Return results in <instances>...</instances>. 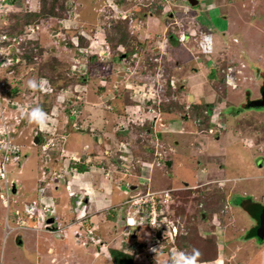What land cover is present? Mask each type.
I'll return each mask as SVG.
<instances>
[{
	"label": "rangeland",
	"instance_id": "obj_1",
	"mask_svg": "<svg viewBox=\"0 0 264 264\" xmlns=\"http://www.w3.org/2000/svg\"><path fill=\"white\" fill-rule=\"evenodd\" d=\"M4 1L8 2L7 5ZM158 1L55 0L54 4L53 0H45L44 11L51 15H45L38 22L39 29L33 30L30 35L25 30L24 36L11 38V43L0 46V126L7 128L11 145L15 146L16 154L10 158L7 177L15 183L17 189L15 194L10 190L8 203L0 197V264H36L37 259L30 257L33 252H38L37 255L41 256V264H47L46 258L49 259L50 255L46 254L47 247L59 241H62V245L70 246L68 257L74 256L70 250L79 252L78 258L71 264H113L109 258V248L132 253L138 245H143L144 250L135 255V264H166L169 254L178 250L176 238L187 235V226L197 224L203 227L199 235L204 238L210 236V229L213 228L219 239L220 254L224 246L221 239L229 236L230 240L235 237L230 242L237 239L243 244L249 243L256 249H262L258 256H253L251 252L248 254L252 258L251 264H264V242L247 233L248 214L240 209L241 202L248 200L264 206V109L241 108V104H245L249 98L259 96L260 87L258 90L257 87L264 76V0H198L197 5H190L189 0ZM13 2L0 0V26L14 23V14L36 11L42 6V0ZM112 2H117V5L111 4ZM149 5L152 6L150 9ZM132 8H136L134 17L139 16L142 24L128 28L126 23H118L122 20L114 19L107 28L105 16L109 10L119 12ZM117 23L121 33L126 32L125 30L128 32L124 36V48H130L131 51L133 46V51L126 57L124 54L119 55L123 48L118 49L119 45L111 44L107 39V36L116 37L114 26ZM207 23L211 28H206ZM186 27L188 38L185 42L169 43L167 36L176 38L177 34L186 31ZM200 27L206 28L205 34H210L218 47L211 54H204L201 50L202 37L198 33ZM190 31H194L193 34ZM0 33L3 34L1 31ZM194 35L196 42L192 40ZM163 36L166 40L162 41L159 50L162 48L165 52L161 61L166 84L163 93H160L155 82L157 65L152 61L149 66L148 58L157 57L156 51L152 49L155 46L153 43L155 41L158 44V38ZM76 43H81V47ZM23 44L26 53L33 56V62L27 63L23 57H17V66L10 67L12 57L23 50ZM36 46L40 47L39 52L36 51ZM104 51H108L107 58L102 56ZM225 53L231 56L230 60L220 70H214L217 83L212 86V81L206 78L213 71L215 62L224 61ZM109 64H112V69ZM231 64L238 66L241 72L239 80L237 79V90H229V87L226 90L223 86L221 69ZM177 65L179 70L175 71L183 80L173 78L177 89L172 92L168 79L170 80V75L175 76L172 70ZM195 68L197 71L193 70ZM255 69L261 72L254 74ZM102 75L106 76L105 86L97 89L100 85L96 84L103 82ZM29 80L40 83L41 89H30ZM180 84L188 85L187 91L194 96L195 103H210L204 107L206 113L202 114V121L191 117V104L190 110L186 109L190 100H187L188 93L182 90L184 86L181 88ZM151 91L152 94L149 93ZM157 94L161 97L156 98ZM62 96L67 99L61 101ZM233 105L236 107L234 111ZM35 106L42 107L48 114L47 131H41L36 124L29 123L24 118V111ZM162 114L165 118L170 114L175 115L176 119L172 124L176 126L173 127V133H163L160 139L157 132L161 128L159 122L163 119ZM106 115L109 120L112 119L110 135L98 128L102 123L99 119ZM153 115L159 116L155 120L151 119ZM89 118L91 120L87 121ZM196 119L200 120L198 125H195ZM72 122L84 132H78ZM196 126L202 127V130H198ZM146 129L151 130V135L147 134ZM96 133L100 135L102 143L105 142L102 146L96 139ZM74 137L85 140L88 151L96 149L98 160L106 163V171L109 170L108 163L102 158L106 155L105 148L111 155V158L107 157L109 163H114L116 155L121 152L125 154L126 149L131 150L132 157L128 160L134 164L130 170V175H133L129 176L128 172H124L126 180L123 177L122 184L125 187L122 188L128 190L131 179L137 183L134 173H138V190H128L125 198L120 187L115 185L119 182L115 176H112L111 189L112 202L124 200L123 205L116 208L125 212L121 218L128 222L121 226L116 219L111 227V221L101 219V224L97 227L103 231L101 238L107 243L97 249L98 243L85 234L88 227L77 228L78 231H83L80 234L81 241L87 244L84 247L82 244L75 246L74 227L71 228L67 220L61 221L64 228L61 231L47 233L40 230L45 218L35 215L32 222L23 221L21 228L8 232L4 215L9 207H14L12 198L18 203L27 204L32 199H38L39 203L54 211L58 210L56 207L59 206V201L46 193L45 187H50L48 178L57 177L58 173L64 174V182L69 181L65 164L54 166L57 163L52 160L59 157L60 149L65 148L66 143L70 144ZM2 138L0 136V142ZM156 141L163 147L156 144ZM127 142H130L129 146ZM62 143L65 145L61 146ZM252 143L253 148L249 149L247 146ZM74 145L76 150L84 154L83 142ZM99 147H102L101 152L98 151ZM69 155L72 156L71 153ZM167 158L171 161L170 167L162 162ZM50 159L52 164L46 165ZM73 160L75 163H70V167L81 163L75 157ZM157 161L162 166L161 171L155 164ZM86 165L95 166L92 161ZM100 165L102 163L98 167ZM155 171L163 173L162 179L160 174L158 178ZM219 176L230 180L219 185L213 179ZM146 182L150 186H142ZM207 185H213V188H205ZM191 188L201 193V199L192 193L185 201H180L184 191ZM147 192L157 193H154L153 199L151 196L139 199V196L146 195ZM218 192L225 194L222 206L217 213H209L204 209V200H210L211 205L214 204ZM1 193H4L3 188ZM229 197L231 199L227 202ZM136 198L139 201H135ZM227 203L228 208L225 207ZM131 204L133 211L128 208ZM82 205L85 209V204ZM180 205L184 206L183 214L175 210ZM139 206L145 210L141 215ZM151 208L154 209L153 215ZM184 211L188 216H184ZM10 216L8 213L7 217ZM152 216L153 224L150 223ZM11 223L13 221L10 220L8 224L12 227ZM32 224L38 225L39 229H29ZM219 228L225 232H218ZM99 233L98 230L96 234ZM61 236L64 239H60ZM54 251L55 254L59 253L57 249ZM230 251L231 249L221 258L225 264H237L239 259H231V254H228Z\"/></svg>",
	"mask_w": 264,
	"mask_h": 264
},
{
	"label": "crops",
	"instance_id": "obj_2",
	"mask_svg": "<svg viewBox=\"0 0 264 264\" xmlns=\"http://www.w3.org/2000/svg\"><path fill=\"white\" fill-rule=\"evenodd\" d=\"M207 27L208 28H211L210 25H208V23H207L206 28ZM206 28L204 29L203 27H200L199 30L207 33ZM202 29H204V30H202ZM193 32L194 31H190L191 34ZM205 33H204V35H205ZM204 35H202V36H204ZM172 37L173 36H171V38L169 37L167 39V40H169V43L175 42V43L179 44L177 42L176 38H174V37L172 38ZM173 39H175V40H173ZM158 40L159 41H157V42H158L159 45L158 44H155V41L153 43L155 45L152 48L154 51H159V47L162 46L161 43H162L163 40L164 41L166 40V37H164V36L163 37H160V38H158ZM193 45H194V43H193ZM214 45H215V48H218L215 43H214ZM224 57H225L226 60H230V57L231 56H229L228 53H225V56ZM193 63H194L193 65H195V62H193ZM215 63H218V62H215ZM109 65L111 67V68L110 67L109 68L112 69V64H109ZM231 65H229V66H231ZM232 67H233L234 70H239L240 71V68H238V66L232 65ZM244 67H245V65H244ZM178 68H179V65H177V67H174L173 68L174 70H172V72L175 74V76H173V78H175L177 81H182L183 79H181L177 75V73L175 71L176 69L179 70ZM193 70L194 71H197L196 68L193 69ZM233 72L236 73V71H233ZM214 73H215V71L213 70V71L209 72V74H210L209 76L206 75L207 76L206 79H208L209 81L210 80L212 81V86H213V83H217V77H216V75ZM125 76H128V75L125 74ZM105 77L106 76H103L102 77V79H103V82L102 83L100 82V84H96V85H100V86L97 87V89H101V86L102 85H103L102 87L105 86V81H104ZM115 84H117V83H114V85ZM182 86H184V85H181L180 87L182 88ZM187 87H188V85L184 86L182 88V90H184V91L186 90V93H188L187 94L188 95V100L192 101L194 104H197V103L194 102L195 101L194 100L195 99L194 96L187 91L188 90ZM225 89L227 90V87ZM137 93L138 92L136 91V94ZM227 93H228V91H227ZM217 95H219V94H217ZM164 114H162L163 119L160 120V122H159L162 129L160 128V131L157 132L158 133V138H160V139L162 138V134L163 133H170V134L173 133L174 132L173 127L176 126V124H175V126H173V124H172L173 123V120L176 119V117L174 118L175 115L173 116L172 114H170V116L168 118H165ZM168 114L169 113H167V115ZM157 116H159V115H157ZM157 116H154L153 115V117H151V119H155L156 120V117ZM160 117H161V115H160ZM102 118L99 119V121H101L102 123L100 122L101 123V126L98 127V128H99V130L106 131V132L109 133L110 132V126H111V123L110 122L112 121V119L109 120V118H108L107 115L106 116H102ZM90 120H91L90 118L87 119V121H90ZM156 122L157 121H155V126L157 124ZM73 123L74 122H72V124ZM146 130L148 131L147 134L148 135H151V133H150L151 130L150 129H146ZM77 131L78 132H84V130L82 128H79ZM96 134H97L96 139L98 138V141L100 143V146H102L105 142L102 143V139L100 138V135L98 133H96ZM113 134L115 135V133H113ZM109 135H110V133H109ZM119 137H122V136L119 135ZM80 141L83 142V148H84V154L85 155L83 153H80L78 150H76V148H74L75 147L74 143L77 144ZM250 142H252V141H250ZM85 143H86L85 140H80L79 137H74L70 144L66 143V147L65 148L62 147L60 149L59 152L61 154H59V157L58 158L56 157L52 161L55 162V163H57L54 166H57L60 163H64L65 164V167L68 170V173L67 174H68V177H69V181H67V182L66 181L65 182L63 181L62 177H63L64 174L58 173L59 176H57V177H55V176L52 177L51 176L52 178L51 177L48 178V181L50 183V187H45V192L51 194L53 196V198H55L57 200V202L59 201V206L57 205L58 208L56 207V209H58V210H55L54 211V214L57 216L56 219L58 218L57 220H59L60 223L63 220L64 221L67 220V222L69 224H71L70 225L71 228L74 227L73 228L74 229L73 230V235H74V239H75L74 240L75 246H77L78 244L79 245L82 244L81 235L80 234L83 231L82 230L78 231L77 228L88 227L85 234H87V231L89 230L88 231V234L90 235L89 232L92 231L90 236H91V238L94 241H96L98 243V245L96 246V249H97L98 246H100V245L103 246V245H106V243H107V241H104L101 238L102 235H103V231H101L99 229V227H97L98 225L101 224L100 222L103 219L104 220H107V221H111L112 222V226L111 227L114 226V222H115L116 219L119 220V223L121 225L125 223V220H123L121 218V216H123L125 212L123 213L121 210L119 211V210H117L118 208H116V206H121L122 205V202L124 200L123 201H120L118 203L112 202L113 201V198H112V192L113 191L111 190L112 189V176H115L116 179H119V182H117L118 184H115V185H117V187H120L119 190L121 189V193L123 195H125V198H126V195L128 194V192L130 190L131 191L132 190H138L137 187L139 186L138 185L139 184L138 183L139 182L138 180L140 178L139 177L140 174L134 173V174H136V177H137L138 180H137V183H134L132 179L130 180L131 184L128 186L129 187V189H128L129 191L126 188L123 189L122 187L123 186L125 187V185L122 184V183H124L123 182V179L125 178V180H126V177H125V173L124 172H128L129 176H132L133 175V174L130 175V173H131L130 170L132 169L133 165L130 163L131 160H128L129 157L130 158L132 157L131 150L130 149H126L128 151L125 150V152H126L125 154H122V152H121V154L116 155V158H115L114 163L113 162L112 163H109L108 162V158L109 157L111 158V155L109 154L110 153L109 150L107 148H105L104 154H106V155H104V157H102V158H104L105 162L108 163L107 168L109 170L106 171L104 169L106 163L102 162L103 160L102 161L98 160L99 159V156L97 155V153L95 151L96 149H90V150H92L91 152L88 151L89 147ZM126 144L129 146L130 142H127ZM156 144L160 145V143L157 142V141H156ZM63 145H65V144L62 143L61 146H63ZM160 146H162V145H160ZM247 147H249V149L250 148H253V143L251 145H248ZM101 148L102 147H99V149H98L99 152H101L100 151ZM69 153H71L72 156H70ZM74 157L77 158V159H79L78 161H81V163H83V164H81V163L80 164H75V166L70 167L72 165V164L70 165V163H75L74 160L72 161V159ZM167 159H168V162L165 163V165H167V166L170 167L171 166V164H170L171 161L169 160V158H167ZM167 159L166 160H162V161L163 162H166ZM52 161H51V159L50 160H47L46 165H50V163L52 164ZM88 161L89 162L90 161L94 162V165L95 166H93V165L87 166L86 164L89 163ZM100 163H102V165H100V167H98V165ZM156 165L159 168L158 170L161 171V168H162V166H160L161 164L158 163ZM54 166H52L51 168L54 169ZM45 168L47 170L46 173H48V170H49L48 169V166H46ZM58 172H59V170H58ZM156 173H158V178H159V174H160V179H162V174L163 173H161V172H156ZM213 179L214 180H217L219 182V185L223 184V182H226V181L230 180L229 178L224 177V176L223 177H220L219 176L218 178L214 177ZM185 184L186 183H184V185ZM142 186L148 187V186H150V184L147 183L146 185L144 184ZM64 188H66V190H64ZM16 191H17V189H16ZM230 199H231L230 197H229V199H226L227 202ZM34 200L35 199H32L31 202L34 201ZM37 200H35V201H37ZM11 201H12V204H13L14 207H12V208L9 207V209L6 210L5 215H4V218H5L6 215L8 216V213L11 214L10 217L12 218L13 217V213L16 210H18L22 214V215L20 214V218H22V220L25 221V223H27L28 221L29 222H32L31 221L32 219L29 218V217H27V215L23 212L24 207H25L24 204H27V203L26 202H24V203L23 202L18 203V201L16 199H13V198H12ZM248 203L249 202L247 201L245 204L247 206H250V204H248ZM82 204H85V209H84V207H83ZM241 205H244V204H242V202H241ZM241 205H240L241 211H243V213L247 215L248 213L242 208ZM226 206H227V208L229 207L228 203H227ZM250 208H251V206H250ZM248 215L246 216L247 219H248V225L246 227L247 230L251 227V224H254L253 220L250 217H248ZM23 221L21 222V224H19L20 225L19 228H21V225L24 223ZM61 226H62V224H61ZM28 228L31 229V230L32 229H37V230L39 229L38 228V225H36V224L35 225L32 224ZM62 228H63V226H62ZM62 228H60V230H57V231L58 232L61 231ZM113 229L115 230L116 227H114ZM246 229H243V230L239 229V230L245 231ZM40 230L41 231H45L47 233H51L50 230L47 231V229H45V228H40ZM98 230H99L100 233L97 235L96 232ZM217 230H218V232L219 231L225 232L221 228H219ZM252 232L251 233L249 232V233L252 234ZM106 233H107V230H106ZM88 234L86 236H88V238H89V235ZM233 235H234V233H232V236ZM61 238L64 239L63 236H61L60 239ZM234 238L233 239H230V240H229V236H227L225 239L222 238L221 239V242L224 244V246L222 248L223 252L221 254L218 253V257H217L216 260L208 261V262H203V263H200V264H225L223 258H221V257L225 256V254L227 252H229L230 249H231V251H230V253H228V254H231V255H229L230 258L231 259H233V258L236 259V257H237L239 259V261H237V264H238V262L240 264H251L252 263V260H250V259H252V258H249V254L248 253L251 252L253 256H255V255L258 256L263 251L262 249H256L252 244H249V243L248 244L247 243H244L243 244L240 241H238L237 239L234 242H230V241H233ZM80 241H81V243H80ZM61 242L62 241H59L58 243L50 244V246L47 247V253L46 254L47 255L50 254L49 255V259H48V257L46 258V262H48L47 264H53V263L55 264L56 262H58V264H69V263L71 264V263H74L76 261L75 259L78 258L77 254H79V252H77L75 250H70L71 254H73L74 256H71L70 255V257H68V251H69L68 248L70 246H68V245H66V246L65 245H62ZM229 242L232 244V247L229 245ZM218 243H219V241H218ZM131 246L134 247L133 244ZM218 246H219V244H218ZM56 249H57V252H59V253H56L55 254V251L54 250H56ZM251 249H255V250L252 251ZM108 250H109V253H110V248ZM95 252L97 254L98 253V250H96ZM37 253L38 252H33V254L30 255V257L37 259V263L36 264H41L40 263L41 256L39 254L37 255ZM239 257H241V259ZM109 258H111V256H109ZM77 264H81V263H77Z\"/></svg>",
	"mask_w": 264,
	"mask_h": 264
},
{
	"label": "trees",
	"instance_id": "obj_3",
	"mask_svg": "<svg viewBox=\"0 0 264 264\" xmlns=\"http://www.w3.org/2000/svg\"><path fill=\"white\" fill-rule=\"evenodd\" d=\"M11 2H13V0H11ZM8 2L4 1V4L6 5ZM14 3V2H13ZM53 3L55 4V0H53ZM53 3H52V8H53ZM42 6H39L38 10L36 11H32V12H25L24 14H14V17L16 18V21L14 23L11 24H7V25H2L0 26V31L3 32V34L0 33V46H6L7 44L11 43V38L14 37H20V36H24V32L26 30V34H31L30 31H28V27L29 26H33V27H37L38 26V22H40V20H42L43 18H45V15L50 16L51 14L48 12H45V0H42ZM198 4V3H197ZM196 4V5H197ZM115 5H117V2H115ZM150 6V5H149ZM152 7V6H150ZM54 16V15H53ZM119 24H125L124 21H119ZM117 23V25L114 26V31L116 36L115 38H111V36H107L108 41L111 44H115V45H119L117 48L118 49H122L119 52V55L124 54L125 57L128 56V53L133 51V46L131 47V51L130 48H124V36H126L128 34L127 30H125L126 32H120L118 26L119 24ZM39 28H36V30H38ZM28 31V32H27ZM7 36V38H6ZM10 37V40H8ZM83 37V36H82ZM81 40V38H80ZM23 43V42H22ZM81 43L78 44L79 47H81L80 45ZM37 47V52H39L41 49L40 47ZM22 49L21 51H19L16 56H13V63L12 66L10 67H15L17 66V57H23L25 62L27 63H31L33 62V56L28 55L29 53H26L27 51L25 50L24 44L22 45ZM126 49V50H125ZM25 50V51H24ZM119 57V56H118ZM117 56L114 58L116 59ZM226 59H224V61H219L218 63H215V68H217L216 70H219V68L221 66H224L226 64ZM166 84V83H165ZM213 86H215V84L213 83ZM209 104H194L191 103V117L194 118H199L201 120V116H202V111L204 110L205 106H208ZM191 118V119H192ZM202 121V120H201ZM201 123V122H200ZM200 126V125H199ZM198 126V130H202V127ZM205 188H213V185H207V187ZM196 195V197H198L199 199L201 195V193L198 192V190H192L188 189L185 190L184 193L180 196L181 200L180 201H185V199L187 197H189L191 194ZM214 198V197H213ZM225 198V194L223 192H218V194L215 195V203L211 205V202H209L210 200H204L205 201V205H204V209H206L207 212L209 213H217L219 211V208H221L222 206V202ZM225 202V201H224ZM248 204H250V206H247L245 203V201L242 202L241 205L242 208L249 214L248 217L253 218L254 213L263 208L264 206L261 203L258 202H252L250 200H248ZM173 205V204H172ZM183 205L177 206L175 208V210L179 213V214H183ZM184 216H188L187 213L184 211ZM203 228L202 226L200 227L198 224L197 225H189L187 226L186 229H188V233L187 235H182V236H178L177 239V246H178V250H183L186 252H191L193 248L198 249L201 252V257H200V263L203 262H208V261H213L216 260L218 257V253H219V246H218V239H217V235L215 234V232L213 231V228H211V232H210V236L207 238H204L203 236H200L199 233L200 231H202ZM255 228L254 224H251V227L247 230V233H251ZM208 233V232H207ZM138 247V248H137ZM135 249H133L132 253H127L125 251H120V250H114V249H110V256L112 259V263L113 264H135L134 258L135 255L139 252H142L144 250V246L143 245H138L136 247H134Z\"/></svg>",
	"mask_w": 264,
	"mask_h": 264
},
{
	"label": "built area",
	"instance_id": "obj_4",
	"mask_svg": "<svg viewBox=\"0 0 264 264\" xmlns=\"http://www.w3.org/2000/svg\"><path fill=\"white\" fill-rule=\"evenodd\" d=\"M144 1H148V0H144ZM1 5L2 4L0 3V6ZM105 17H106V23H105V25H107V28L110 27V25L112 23V20H114V19H123V20L127 19V23H128L129 28H130V26L132 27V26H135V25L138 27V23L140 22L139 19H136L134 17L133 12L132 11H129V10H121L119 12H113L111 14L106 15ZM133 21H135V24L134 25L132 24ZM36 28L37 27L29 26L28 27V29H29L28 31H30L31 33H33V30H35ZM186 31H187V27H186ZM186 31L183 32V33H181V34H179V35L177 34L178 35V40L180 42H183L186 39V36H187L186 35L187 34ZM198 33L201 34V35H204L205 32L199 30ZM201 35L199 37H203ZM193 38L196 41V38L195 37H193ZM135 55H136V53L133 54V56H135ZM163 55H165V52L161 49L160 52L157 54V57H153L152 56V57H149L148 58V61H149L148 64H149V66H150V64H151L152 61L154 63H156V65H157L155 67L157 69L156 72H155V77H156L155 78L156 79L155 82L157 83V87H158L160 93H163L162 91H163V88H164L165 83H166L165 82V79H163V70H162V68H163V63L162 62L163 61H161L164 58ZM235 71H236V73H239L240 72L239 70H235ZM221 72L224 73L225 80L226 81H229L230 78H231V76H232L231 73L233 72V67L232 66H227L226 68L221 69ZM168 81H169L170 88H172V92H175L176 89H177V86H175L176 83H175V80L173 79V76L172 75H170V80L168 79ZM148 84H149V82H148ZM149 93L152 94V91L149 92ZM157 97L160 98L161 96L159 94H157L156 98ZM148 100H150V99H148ZM186 109L187 110H190V103H188L186 105ZM204 113H206V111H204ZM195 124H197V125L199 124V119H196L195 120ZM73 126H74V128L79 129L76 126V124H74V123H73ZM5 146H7L6 149H5ZM44 146L45 147H48L45 144H44ZM14 151H15L14 150V146H13V144L11 145V141L9 140L8 134L7 135H4L3 138H2V140H1V142H0V179H3L4 178L5 166L10 161V158L13 156ZM158 163H159V161H157V163H155V164H158ZM3 181H4V186H3L4 193H1L0 197H1V199L4 202L8 203L9 191L10 190H9L8 185H7V180L4 179ZM168 191H170V190H168ZM161 192L162 193H168V192H163V191H161ZM154 193H157V192H147L146 195L144 194V195L139 196V199H142L143 197H146V196H151V199H153ZM154 197H156V196H154ZM160 198H162V197H160ZM137 200L138 199L136 198L135 201H137ZM131 203H136V202H131ZM139 207H141V206H139ZM225 207H227V206H225ZM128 208H129L130 211H133V205L132 204ZM141 208H140V210H141L140 215H141V213L145 212V210L143 208L142 209ZM23 211L25 212V214L27 215V217H29L31 219H34V216L35 215H38V216L44 217V218H48V217H53L54 216V210L51 207H49V206H47L45 204H41V203H39L38 201H35V200L32 201V202H30L29 204H25V207H24V210ZM151 212H152V215H153V212H154V209L153 208H151ZM13 217H12V219H14V223H13L14 226H12V227L9 226V224H8L9 223V217H7V215L5 217V223L4 224L7 227H9L8 232L11 231V230H13L14 227L15 228L19 227L20 226L19 224H21V222H22L21 221V218H20V211L16 210L13 213ZM153 220H154V216H152V218H151V222H150L151 224H153ZM144 222H146V221H144ZM129 223H130V221H129ZM174 229H175V227H174Z\"/></svg>",
	"mask_w": 264,
	"mask_h": 264
},
{
	"label": "clouds",
	"instance_id": "obj_5",
	"mask_svg": "<svg viewBox=\"0 0 264 264\" xmlns=\"http://www.w3.org/2000/svg\"><path fill=\"white\" fill-rule=\"evenodd\" d=\"M136 4H137V2L136 1H134ZM140 2V1H139ZM145 2V1H144ZM143 2V3H144ZM158 2H160V1H158ZM115 4V2H112L111 4ZM143 3H141V4H143ZM111 4H109V6H111ZM7 5V4H6ZM138 5V4H137ZM151 7L149 6V9H150ZM135 9L136 8H132V9H130L129 11H132L133 12V14H135L136 13V11H135ZM113 12H116V11H112V12H110V10H109V12H108V14H111V13H113ZM148 13V12H147ZM144 15V14H143ZM136 19H139V23L140 24H142L143 23V21L140 19V17L139 16H137L136 17ZM115 20H122V21H124L125 23H126V25L128 26V23H127V19H125V20H123V19H115ZM113 21V20H112ZM37 28H39L38 26H37ZM128 28H129V26H128ZM103 30V29H102ZM104 31V30H103ZM187 32V31H186ZM199 32V31H198ZM190 33V32H189ZM187 34H188V32H187ZM186 34V35H187ZM193 34V33H192ZM202 36V35H201ZM83 37H85V36H83ZM176 37V40H177V42L178 43H183V42H185L186 41V39L188 38V35L186 36V39L183 41V42H180L179 40H178V35L177 36H175ZM194 37H195V35H194ZM168 38H169V36H168ZM171 38V37H170ZM173 38V37H172ZM193 41H195V39H192ZM196 42V41H195ZM77 44V43H76ZM78 45V44H77ZM200 48V47H199ZM159 49H160V47H159ZM162 49V48H161ZM201 50H202V52L204 53V54H211V53H213L214 52V50H215V45H214V40H213V37L210 35V34H205L203 37H202V40H201ZM160 52V50L159 51H156V54H158ZM97 53V52H96ZM102 56H105L106 58H107V56H108V51H104V53L102 54ZM108 59H110V58H108ZM164 59V58H163ZM242 66H244V65H242ZM105 67V66H104ZM105 68H107V67H105ZM104 68V69H105ZM217 68H215L214 67V69L213 70H216ZM219 70H220V68H219ZM233 71H235L234 69H233ZM240 73L241 72H239V73H235V72H232L231 73V78H230V80L229 81H226L225 80V75H224V73H222L223 74V82H224V84H223V86H224V88H228L229 87V89H231V90H237V79L239 80V75H240ZM46 83V82H45ZM28 86H29V88L30 89H32L33 91H36V90H40L41 89V87H42V85L40 84V83H38L37 81H35V80H29L28 81ZM223 92V91H222ZM222 92H220V93H222ZM219 93V94H220ZM61 101H64V100H66L67 99V97H64V96H62L61 98ZM188 100V99H187ZM191 103H193L192 101H190V104ZM242 108V107H241ZM204 111H206L205 109L202 111V113H204ZM24 118H26L27 120H28V122L29 123H34V124H36L39 128H40V130L41 131H47L48 130V128H49V117H48V114L47 113H45L44 112V110H43V108L42 107H40V106H35V107H30L28 110H26V111H24ZM200 121V120H199ZM196 125V124H195ZM197 127V126H196ZM198 128V127H197ZM201 131V130H200ZM8 134V132H7V128L6 127H4V126H0V136H4V135H7ZM6 147L7 146H5V149H6ZM166 163V162H165ZM164 163V164H165ZM134 165V164H133ZM168 188V187H167ZM167 188H166V190H167ZM168 189H170V190H174L175 188H172V187H170V188H168ZM2 200V199H1ZM25 205V204H24ZM23 205V206H24ZM123 205V204H122ZM24 212V211H23ZM25 213V212H24ZM20 214H21V212H20ZM22 215V214H21ZM6 217V216H5ZM52 218V217H51ZM5 219V218H4ZM13 221V223H14V219H12L11 217H9V221ZM33 220V219H32ZM21 221H23L22 220V218H21ZM125 222H128V220H125ZM13 223H11L13 226H14V224ZM54 224V223H53ZM130 224V223H129ZM44 225V224H43ZM54 226V225H53ZM57 227V226H56ZM15 228V227H14ZM52 231V230H51ZM201 252L198 250V249H196V248H193L192 249V251L191 252H186V251H183V250H175V251H173L172 253H170L169 254V257H168V260H167V262H166V264H200V257H201Z\"/></svg>",
	"mask_w": 264,
	"mask_h": 264
},
{
	"label": "water",
	"instance_id": "obj_6",
	"mask_svg": "<svg viewBox=\"0 0 264 264\" xmlns=\"http://www.w3.org/2000/svg\"><path fill=\"white\" fill-rule=\"evenodd\" d=\"M190 5H196L198 0H189ZM259 69L254 70V74H257ZM263 85L260 89L259 96L257 98H249V100L245 104H241L242 108H259L264 109V76H263ZM192 99V98H191ZM35 139L38 141V137L36 136ZM14 192V189L12 190ZM255 228L252 232V235L257 236L259 239L264 241V207L257 210L252 218ZM54 223V219L51 217L45 218L44 225L47 226V229L51 230V227Z\"/></svg>",
	"mask_w": 264,
	"mask_h": 264
},
{
	"label": "flooded vegetation",
	"instance_id": "obj_7",
	"mask_svg": "<svg viewBox=\"0 0 264 264\" xmlns=\"http://www.w3.org/2000/svg\"><path fill=\"white\" fill-rule=\"evenodd\" d=\"M106 67H108V66H106ZM263 71V70H262ZM259 72H261V70L259 71ZM104 75H102L101 76V78L103 77ZM103 80V79H102ZM262 85H263V81H261L260 82V84H259V86L257 87V90H258V88L260 87V89H261V87H262ZM260 89H259V92H260ZM246 93H249V91H247ZM257 98V97H256ZM242 103V101L239 103V105ZM236 107L233 105V111H234V109H235ZM14 146V145H13ZM14 148H15V146H14ZM16 154V152L14 151V154L13 155H15ZM24 156V155H23ZM10 162V161H9ZM9 162L7 163V165L5 166V174H4V178L3 179H0V182L2 183V186H0V195H1V190H2V188H3V186H4V179H6L7 180V185H8V187H9V190H11V192H12V190L14 189V192H12L13 194H15V192H16V187H15V183H12V181L11 180H9L8 179V177H7V167H8V164H9ZM9 195H10V191H9ZM129 195H131V193L129 194ZM128 195V196H129ZM56 215L54 214V216L52 217L53 219H54V224H51V225H54V226H52L51 227V230L53 231V232H57V230H60V228H62V226H61V223L58 221L57 222V219H56ZM126 223V222H125ZM124 223V224H125ZM56 224V225H55ZM124 224H122L121 226H124ZM57 226V227H56ZM42 228H45V229H47V226L46 225H42ZM49 229H47V231H48ZM50 230V231H51ZM89 231V230H88ZM88 231H87V234H88ZM130 232L132 231V230H129ZM91 232L92 231H90L89 233H90V235H91ZM129 232V233H130ZM89 235V234H88ZM89 235V238H91V236ZM92 239V238H91ZM82 244H83V246H85L86 244H85V242L84 241H82Z\"/></svg>",
	"mask_w": 264,
	"mask_h": 264
}]
</instances>
